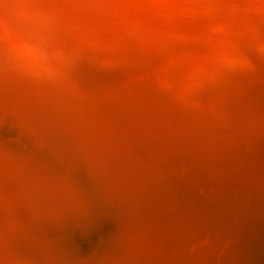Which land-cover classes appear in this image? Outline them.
Wrapping results in <instances>:
<instances>
[{"label": "bare ground", "instance_id": "obj_1", "mask_svg": "<svg viewBox=\"0 0 264 264\" xmlns=\"http://www.w3.org/2000/svg\"><path fill=\"white\" fill-rule=\"evenodd\" d=\"M0 264H264V0H0Z\"/></svg>", "mask_w": 264, "mask_h": 264}]
</instances>
